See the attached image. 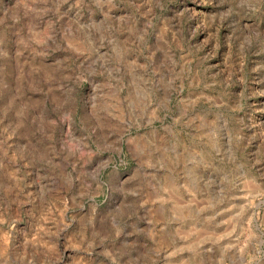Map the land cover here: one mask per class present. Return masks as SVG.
<instances>
[{
	"label": "rangeland",
	"instance_id": "374dc122",
	"mask_svg": "<svg viewBox=\"0 0 264 264\" xmlns=\"http://www.w3.org/2000/svg\"><path fill=\"white\" fill-rule=\"evenodd\" d=\"M0 264H264V0H0Z\"/></svg>",
	"mask_w": 264,
	"mask_h": 264
}]
</instances>
